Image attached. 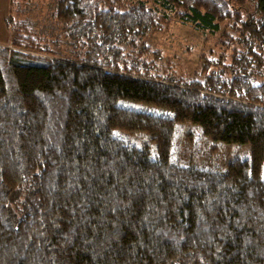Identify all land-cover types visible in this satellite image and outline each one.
<instances>
[{"label":"trees","instance_id":"obj_1","mask_svg":"<svg viewBox=\"0 0 264 264\" xmlns=\"http://www.w3.org/2000/svg\"><path fill=\"white\" fill-rule=\"evenodd\" d=\"M56 18L63 39L9 17L0 44V264H264V0ZM226 20L237 45L193 72L147 40Z\"/></svg>","mask_w":264,"mask_h":264},{"label":"rangeland","instance_id":"obj_2","mask_svg":"<svg viewBox=\"0 0 264 264\" xmlns=\"http://www.w3.org/2000/svg\"><path fill=\"white\" fill-rule=\"evenodd\" d=\"M60 0H0V44L10 45L12 32L6 19L35 21V35L49 39H63L62 26L56 18ZM152 4V0H147ZM237 6V4H235ZM219 33L200 32L190 25L174 22L147 38L149 44L160 50L166 60L178 70L193 72L200 69L202 58L220 57L231 53L237 43L232 35H238L233 21L226 20ZM236 40V39H235ZM236 44V45H235Z\"/></svg>","mask_w":264,"mask_h":264}]
</instances>
